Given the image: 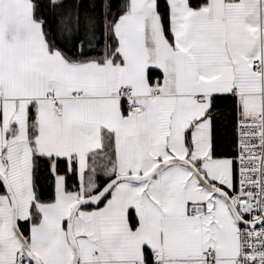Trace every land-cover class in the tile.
<instances>
[{
    "label": "snow or ice",
    "instance_id": "1",
    "mask_svg": "<svg viewBox=\"0 0 264 264\" xmlns=\"http://www.w3.org/2000/svg\"><path fill=\"white\" fill-rule=\"evenodd\" d=\"M0 264H264V0H0Z\"/></svg>",
    "mask_w": 264,
    "mask_h": 264
}]
</instances>
